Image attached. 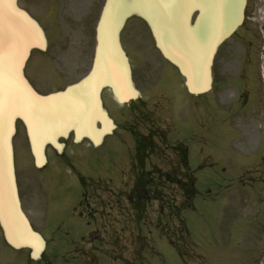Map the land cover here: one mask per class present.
<instances>
[{
    "label": "rangeland",
    "instance_id": "374dc122",
    "mask_svg": "<svg viewBox=\"0 0 264 264\" xmlns=\"http://www.w3.org/2000/svg\"><path fill=\"white\" fill-rule=\"evenodd\" d=\"M89 2L20 1L21 6L44 26L50 39L48 51L54 58L50 68L58 77L45 71L41 74L28 72L40 92L75 81L82 72L58 71L62 49L51 35L54 25L48 18L49 11L56 7L58 13L69 19L80 15L82 7L89 6L86 16L93 22L97 12L92 17L90 11L95 6L93 4L89 10ZM98 2L101 4L102 0ZM82 34L81 47L91 53V22L83 28ZM121 42L132 59L134 72L138 73L142 63L134 58L144 57L154 62L157 50L151 44L143 22L130 19ZM135 43L143 49L142 55L137 51L135 56L128 48L131 45L133 48ZM33 56L39 55L34 52ZM160 67V85L168 89L172 101L149 107L144 114L149 117L160 110H168L170 113L160 112L163 121L175 123L173 130L191 134L189 165L196 183L188 188L187 193L191 192L188 197L179 187L161 186L163 203L168 202L175 211L169 214L164 209L161 228L157 231L154 228L156 204L152 202L141 221H135V215L132 216L130 234H101L98 264H264V0H247L242 25L218 48L212 66L213 84L208 93L188 96L177 70L167 62L161 63ZM226 93L227 96L223 97ZM103 99L114 119L117 110L127 112L125 108L131 107H117L109 91H104ZM168 138L169 143L176 142L175 134L168 135ZM15 144H18L16 139ZM73 147L76 152L70 163L77 173L86 178L98 176L100 180L114 178L115 167L110 164L109 154L116 148L115 141L106 139L103 145L94 148L84 143ZM127 157L119 150L115 164L119 166L128 162ZM20 160L23 164L24 157ZM165 163L169 160H164ZM35 176L43 183L48 197L44 206L46 218L40 217L42 229L39 232L49 241L48 252L62 253L65 264H72L73 246L93 226L80 219L73 209L80 196L76 175L68 165H50L36 172ZM147 227L151 228L150 232ZM142 242L145 246L141 247ZM3 243L0 231V250ZM117 243L126 245L130 263L119 257L116 261L109 258L121 253L119 246H112ZM8 251L11 260L8 264H12V260L17 264L28 260L25 252Z\"/></svg>",
    "mask_w": 264,
    "mask_h": 264
},
{
    "label": "water",
    "instance_id": "95a60500",
    "mask_svg": "<svg viewBox=\"0 0 264 264\" xmlns=\"http://www.w3.org/2000/svg\"><path fill=\"white\" fill-rule=\"evenodd\" d=\"M245 4L246 0H106L90 71L63 91L40 95L22 69L31 49L46 48L43 30L17 0H0V227L8 244L28 247L33 258L44 249L43 238L20 207L12 151L15 120H22L32 135L37 158L44 140L52 142L53 134L73 130L76 138L84 135L98 143L112 126L102 107V89L110 88L120 103L138 95L119 40L131 16L147 24L156 48L184 77L188 92H207L215 52L242 23Z\"/></svg>",
    "mask_w": 264,
    "mask_h": 264
},
{
    "label": "flooded vegetation",
    "instance_id": "af4514ba",
    "mask_svg": "<svg viewBox=\"0 0 264 264\" xmlns=\"http://www.w3.org/2000/svg\"><path fill=\"white\" fill-rule=\"evenodd\" d=\"M93 4L95 8L92 9ZM97 4L99 5L98 0L89 2L92 17L97 12ZM102 4L101 2L100 7ZM88 7H82L80 15L69 19L58 13L55 8L48 13V18L54 25L51 35L54 36L59 49H62L60 62L57 63L58 71L61 73L86 72L90 67L92 55L83 51L80 44L83 37L82 31L90 22L94 27L93 23H96L99 14L96 13L92 22V18L86 16ZM130 49L135 56L137 51L143 54V49L137 44ZM124 50L131 64L133 82L140 97L126 104L128 107L132 105L127 112L117 111L116 119L109 114L114 119L116 127L111 134L103 138L99 145H103L106 139L116 142L115 150L109 154L110 164L115 167L114 178L100 180L98 176L84 178L83 175L77 174L80 196L73 209L80 219L86 224L92 223L93 226L79 238L75 246L76 255L73 264H98L100 235L130 234L132 216L137 217L139 213L138 217L141 218L140 214H145L141 210H145L148 203H157L155 226L160 227L163 206L161 192L158 188L162 185L190 187L195 184L189 165L191 134L172 130L174 126L163 121L162 114H160L162 110L154 116L147 117L144 114L150 106L172 101L168 89L160 85L162 71L158 64L160 65L162 60L157 55L154 62L144 57L139 59L142 63L137 73L133 70L132 59L127 50L125 48ZM32 54L24 66V73L29 82L31 80L27 76L28 72L39 73L46 69L45 65L54 64L51 52L37 51L39 56L36 57ZM31 61L32 66H30ZM151 63L154 66L150 65ZM164 111L168 112V110ZM170 134H175L176 142L169 143L168 135ZM15 139L18 140L17 145ZM82 143L95 147L85 138L76 143L73 133L67 137L58 135L54 144L47 142L44 145L45 158L42 163L37 164L25 126L20 120L16 121L13 147L17 186L22 207L36 228L40 227V219H42L40 217L46 218L44 206L48 200L43 183L35 176L36 172H41L50 165L72 166L70 159L76 152L72 146ZM119 150L125 158L128 156L129 161H124L117 166L115 155ZM22 156L24 157L23 164L20 160ZM164 160H169V163L164 164ZM115 245L119 246L121 253L113 257L127 260L126 245L112 244V246ZM8 249L11 248L3 243L2 251L0 250V264L11 262L8 259ZM56 261L51 258V254H46L38 261L29 259L22 262L23 264H52ZM60 263L64 264L63 261ZM12 264H17V261L12 260Z\"/></svg>",
    "mask_w": 264,
    "mask_h": 264
},
{
    "label": "bare ground",
    "instance_id": "6f19581e",
    "mask_svg": "<svg viewBox=\"0 0 264 264\" xmlns=\"http://www.w3.org/2000/svg\"><path fill=\"white\" fill-rule=\"evenodd\" d=\"M226 96H227V93L223 97H226Z\"/></svg>",
    "mask_w": 264,
    "mask_h": 264
}]
</instances>
